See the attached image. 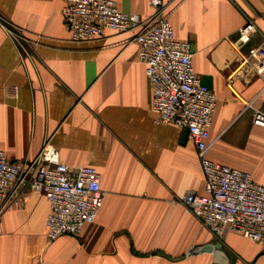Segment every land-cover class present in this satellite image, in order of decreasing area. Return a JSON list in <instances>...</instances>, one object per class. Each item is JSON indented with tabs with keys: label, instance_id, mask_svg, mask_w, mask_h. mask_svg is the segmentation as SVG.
<instances>
[{
	"label": "crops",
	"instance_id": "crops-1",
	"mask_svg": "<svg viewBox=\"0 0 264 264\" xmlns=\"http://www.w3.org/2000/svg\"><path fill=\"white\" fill-rule=\"evenodd\" d=\"M112 1L151 14L147 0ZM163 1L217 98L206 156L264 185V128L251 122L254 110L264 114V74L242 62L264 45V0ZM63 4L0 0V150L18 161L47 142L70 170L97 169L102 202L79 236L48 240L49 205L28 191L0 212V264H264L260 244L232 232L216 238L182 204L185 193H204L201 165L184 130L152 111L130 33L74 41ZM240 238L248 253L236 248Z\"/></svg>",
	"mask_w": 264,
	"mask_h": 264
},
{
	"label": "built area",
	"instance_id": "built-area-1",
	"mask_svg": "<svg viewBox=\"0 0 264 264\" xmlns=\"http://www.w3.org/2000/svg\"><path fill=\"white\" fill-rule=\"evenodd\" d=\"M147 3L151 14L144 18L121 12L112 0H64L60 15L74 41L98 38L107 31L130 33L129 41L138 46L137 57L150 85L152 111L160 122L186 131L201 165L204 193L189 191L182 204L216 238L232 232L264 249V185L250 173L206 156L216 95L194 72L191 46L177 39L168 5L163 0ZM242 62L262 76L264 45L245 55ZM251 122L264 128V114L254 110ZM28 191L42 194L49 205L48 240L79 236L85 225L94 222L102 202L97 169L70 170L47 142L33 158L18 161L0 150V212L22 204Z\"/></svg>",
	"mask_w": 264,
	"mask_h": 264
},
{
	"label": "rangeland",
	"instance_id": "rangeland-1",
	"mask_svg": "<svg viewBox=\"0 0 264 264\" xmlns=\"http://www.w3.org/2000/svg\"><path fill=\"white\" fill-rule=\"evenodd\" d=\"M235 246L238 249V251L242 252V253H248L251 248L249 246V244L247 243V241L240 239H235ZM264 255V254H263ZM262 256V255H261ZM260 256V257H261ZM262 258V257H261ZM263 259V258H262ZM261 259H259L258 261H260Z\"/></svg>",
	"mask_w": 264,
	"mask_h": 264
},
{
	"label": "water",
	"instance_id": "water-1",
	"mask_svg": "<svg viewBox=\"0 0 264 264\" xmlns=\"http://www.w3.org/2000/svg\"><path fill=\"white\" fill-rule=\"evenodd\" d=\"M184 133L186 134V131H184ZM221 248V244L220 243H216L214 246H211V245H204V246H201L197 251L198 252H203V251H210V250H218Z\"/></svg>",
	"mask_w": 264,
	"mask_h": 264
}]
</instances>
